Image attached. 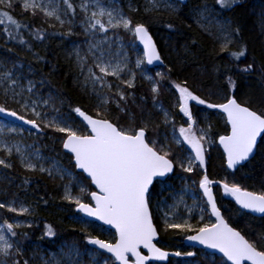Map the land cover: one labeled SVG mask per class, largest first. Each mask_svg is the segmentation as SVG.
I'll return each instance as SVG.
<instances>
[{
  "label": "trees",
  "instance_id": "obj_1",
  "mask_svg": "<svg viewBox=\"0 0 264 264\" xmlns=\"http://www.w3.org/2000/svg\"><path fill=\"white\" fill-rule=\"evenodd\" d=\"M118 1L122 3V0ZM131 1L134 10L125 8L126 16L133 24L143 23L153 36L157 47L162 45L165 50V60L162 58L166 62L165 66L163 65L165 79H161L163 91L156 98L172 112L174 123H177L179 118L177 113L171 110L170 102L177 93L173 87L174 83L186 82L185 86L207 103L219 104L228 98H235L237 102L258 114L264 113V27L261 24L264 23V0H239L231 8H221L215 0H187L184 5L180 4V9L174 13L165 10L146 11L143 0ZM20 5L16 2L11 9L0 6V12H8L22 25L16 29L7 19L0 24V61L6 65L7 70H11L22 80H31L38 89L52 92L57 98V108L60 112L76 118L73 108L80 107L96 117L97 108L94 106V96L88 89L89 82L84 81V72L70 48L82 37L76 9L69 14L71 21L61 26L53 18L45 17L42 12L32 15L30 11L22 10ZM205 6L212 9L220 21L230 25L233 42L228 45L227 50L222 51L221 44L215 37L209 36L195 23L192 10ZM168 24L173 27H167ZM5 27L17 38L10 39ZM236 29H239L238 35L235 34ZM37 32L42 39L37 38ZM69 32L71 34H68ZM241 50H244L245 54L239 59L229 54ZM92 65L87 64L88 67ZM249 65H252L251 70L243 71ZM126 89L133 93L135 104L131 101L126 105L122 104L125 112L109 105V119L126 127L129 118H132L133 127L142 126V114L148 112L160 121L151 106L153 93L141 78L136 77L134 87ZM0 105L10 110L14 108L7 95L0 97ZM205 110V122L200 118L195 120L197 125L203 122L202 125L207 126L214 147L207 152L209 155L205 172L198 171L199 179L206 174L212 181L236 184L241 189L257 194L264 193V139L261 138L255 155L249 161L235 170H229L215 144L219 136L227 133L228 127L220 113L207 106ZM18 114L23 115L19 112ZM159 127L161 131L163 127ZM81 128L82 131L85 130ZM50 136L63 137L50 128L43 129L42 135L37 136L36 140L48 153L50 148L62 153L61 160L66 159L73 166L72 157L64 153L62 144L54 143ZM2 158L9 160L12 167L0 166V192L27 207L29 212L17 215L0 209V220L3 222L5 219L26 218L30 221V224L23 228H14L17 235L13 237L20 241L23 248L26 250L29 244H35L38 251H45L54 249L64 240L74 241L81 247H86L87 237L90 235L82 234L80 227L72 219L77 213L76 204L63 199L61 193L64 182L38 170L24 169L12 155H2ZM73 169L75 170L74 166ZM174 175L191 177L188 172L178 167L173 175H169L168 180H172ZM198 181L197 179L196 182ZM89 187L91 188L90 183ZM216 193L228 224L250 241L264 235V216H253L240 210L221 187L217 188ZM46 225L51 226L54 236L45 235ZM164 230L167 235L161 239L162 245L167 248L178 246L182 248V253H186L181 240L188 232L166 229L165 226ZM92 233L91 236L106 238L98 231ZM24 255L28 256L27 252Z\"/></svg>",
  "mask_w": 264,
  "mask_h": 264
},
{
  "label": "snow or ice",
  "instance_id": "obj_2",
  "mask_svg": "<svg viewBox=\"0 0 264 264\" xmlns=\"http://www.w3.org/2000/svg\"><path fill=\"white\" fill-rule=\"evenodd\" d=\"M183 3V0H180ZM239 0H215V3L221 8H231L238 3ZM66 6L65 15L67 12H74V6L71 0H63ZM0 6L6 8L14 7V0H0ZM21 8L24 11H30L32 15L37 12H42L47 18H54L61 26L65 24V20L58 14L56 7H50L43 0H22ZM97 10L92 11L88 15L89 4L82 2L80 5L81 11L85 13L87 27L89 29L100 32H107L111 29L123 28L126 32L131 33L136 40L143 45V58H137L136 67L140 68L146 60L147 65H152L154 61L163 63L157 51L156 45L149 34L148 28L143 23L133 24V21L125 17L119 12L107 10L99 6L98 0L96 3ZM172 12L177 11L172 5H167ZM156 8L153 0L152 7L146 11H152ZM209 9L205 6L200 10V15L203 16ZM107 17L106 22L102 19ZM7 19L16 29L22 25L15 20L8 12H0V24ZM54 26V25H52ZM167 27L172 28L173 25L168 24ZM219 30L223 35L221 50H227L228 45L233 42L230 31V25L227 22H220ZM5 32L10 39L17 37L5 27ZM68 34H71L69 32ZM235 34H239V29L235 30ZM38 39L43 37L39 32L35 34ZM22 42V41H21ZM93 48H99V45H90L89 52ZM230 56L239 59L245 54L244 50L239 52L229 53ZM78 58L79 53H77ZM82 71H83V58ZM127 57H125V61ZM127 68V63H113L106 58L104 51H100L98 55L93 57V65L87 68L88 75L85 77L92 84L93 91L96 93L100 104L97 105V116L87 114L80 107L73 108V111L78 117L82 118V122L86 124L87 131L80 132L66 120L58 117L48 119L42 116L37 110V102L23 98L24 89L16 90L18 86V78H13L11 70H6L0 73V82H3L5 95L9 90L12 92V100L20 104L23 110H30L35 119H25L23 115H19L15 110H10L3 105H0V114L12 117L17 121H22L26 125H30L33 129L39 130L40 125L37 121H41L45 127H51L54 131L63 133L62 146L74 158V166L81 169L87 177L91 178V184L95 185L98 191H89L87 187L80 183V196H73L71 190L66 187L64 199L70 203L77 205V210L84 213L88 217L102 221L106 225H110L115 229V236L112 241L98 239L92 236L87 237L88 244L95 245L99 249L110 253L111 256L103 261V264H150L151 261L165 260L168 253L157 247L153 241L157 238L158 230L153 221V215L150 211V191L157 184L163 185L173 173L175 167H179L184 172L193 171V161H198L201 167L204 166L205 143L208 130L200 129V135L197 136L194 126L196 121L189 109V101H195L198 105H205L208 108H218L226 114L227 123L231 126L230 134L219 137V143L223 147L224 154L227 159V167L234 168L241 161L248 160L253 154L254 149L258 147L257 138L264 139V113H257L250 110L249 107L238 103L235 98H228L226 103L212 104L207 103L204 99L195 95L189 90L185 84H173V87L179 93L177 107L179 111L187 117V127L181 126L178 129L179 136L175 135V125L173 124L172 142L175 144H187L194 153V157L189 155L187 159L180 156H172V150L167 143L159 145L156 140L149 139L146 135L147 126L133 127V121L129 120L128 126H123L120 123H114L109 117L107 105L109 97L103 94V90H112V84L108 81V77H115L121 83H125L128 88L134 87L135 74H132L131 79L122 80L121 73ZM252 68L249 65L243 71L248 72ZM95 69V70H94ZM160 79H165V74L156 73ZM145 78L152 82L151 91L155 96L159 94V84L152 80V77L145 75ZM229 83L233 82L229 79ZM27 91L32 92V87H28ZM116 95L120 101H127L125 93L117 86ZM20 97V99H17ZM47 104V101L44 102ZM116 107L125 112V109L116 102ZM164 113L165 123L169 122V113L161 109ZM130 116V114H129ZM119 118L117 117V120ZM7 128L9 133L17 132L15 125L5 122L0 125V152L6 157L13 154V149L20 156L22 165L29 171H36L37 165L28 157L23 155L19 145H9L4 140V130ZM171 157V158H170ZM36 158L39 159L38 154ZM0 166L11 168L12 164L5 158H0ZM55 171L61 176L65 173V169L56 168ZM40 172H48L53 174V169H46L42 165L39 167ZM214 183L205 174L199 182V187L203 190V195L207 198V206L211 209V215L215 217V222L209 221L204 223L198 229H194L188 221L182 223L170 222L165 219L166 229H179L181 231H195V235L186 237L189 241H196L206 248L216 249L227 258L230 264H264V235H260L255 241L246 239L239 231L235 230L222 217L217 208L210 185ZM223 189L226 194L235 198L237 204L244 209H249L253 212L264 213V193L257 194L242 190L238 185L228 183L223 184ZM90 196V203L82 202V196ZM12 203H0V209H6L9 213L23 215L29 212V209L24 206L19 208L13 206ZM204 212V209H201ZM167 215V214H166ZM201 215V220H203ZM19 223H9L4 220L0 223V264H21L20 260L16 259L13 254L15 247V255L21 254L19 245L10 242L8 236H16L14 228H19ZM45 235L51 237L55 233L51 226L46 225ZM258 244L260 247H258ZM147 250L145 254L143 250ZM175 256H180V252L173 253ZM187 256H193V252L185 253ZM23 264H28L27 260Z\"/></svg>",
  "mask_w": 264,
  "mask_h": 264
},
{
  "label": "rangeland",
  "instance_id": "obj_3",
  "mask_svg": "<svg viewBox=\"0 0 264 264\" xmlns=\"http://www.w3.org/2000/svg\"><path fill=\"white\" fill-rule=\"evenodd\" d=\"M16 2L21 4L22 0H14V3ZM43 2L49 4L50 7H56L58 10V14L61 16L62 19L65 20V24L71 21V19L69 18V14L71 13V11L67 12V15H65L66 6L63 4V0H43ZM82 2H87L89 4L88 15H91L92 11L97 10L96 7L97 0H71L74 9H76L77 17L79 18L78 27L80 28L82 37L79 42H75L74 44L71 45L70 48L71 51L77 57V61L79 63L81 70H82V61L80 58H83L84 81L87 82V80L85 79V77L88 75L87 64L88 63L93 64L94 55H98L100 51H104L106 58L110 59L113 63H117V62L127 63V68H125L124 72L121 73L122 80L131 79L132 74L134 73L135 74L134 85L136 83V77H139L149 86L151 91L152 82L145 78V75H149L152 77V80L157 81L159 84V94H158L159 96L163 91L161 88L163 82L160 79V77L157 76L156 73L161 72L165 74L164 67L161 66L150 69L144 63L140 68H137L136 60L137 58H143V52L136 44L135 37L131 33L126 32L123 28H119V29L110 28L106 33L100 32L98 29L96 30L89 29L86 32L85 28L87 27V21L85 19V13L82 12L80 8ZM143 2L146 9L152 7L153 0H143ZM154 2L156 4V8L154 10H165L168 12H172V10L167 7V5L169 4L172 5L174 8H176L177 11L180 9V3L175 0H154ZM98 3L100 7H103L107 10H112L114 12H119L125 17H127L124 11L125 8L129 10H134L133 1L131 0H122V3L119 2L118 0H98ZM203 8L204 7L192 10L195 23H197V25L202 30H204L209 36L215 37V39L221 44L223 35L226 34V33H221L219 30V24L220 22L223 21H220L221 19L218 16H216V14L212 11V9L208 7L207 8L209 9V11L205 13L203 16H201L200 10ZM102 19L106 22L107 17H103ZM261 24L264 27V23ZM90 45H99V48H93L92 52L90 53L89 52ZM158 50L162 58L165 60L166 54L163 46L162 45L158 46ZM77 53H79L80 58H78ZM125 57H127L126 61H125ZM165 63L166 62L164 61V66ZM6 70H7L6 65L2 61H0V73ZM12 74H13V78H18V86L16 90L19 91L21 88L24 89L23 98L28 99L29 102L33 100L36 101L37 110L41 112L42 116L46 115L48 119H52L53 117H58L60 119L68 121L69 123L72 124L74 128H76L82 133H85L87 131V129L77 120V118L71 117L69 114L62 113L58 110L57 98L52 92L42 91L35 86L33 81L27 79L22 80L21 78L17 77L15 73ZM107 79L112 84V90L110 92L107 89L103 90V94L109 97V102L107 105L108 110H110L109 105L116 107V102H119L120 106H122V104L126 105L130 101L132 102V104H135L134 95L132 92L127 91L126 89L127 85L125 83H121L115 77H108ZM5 86L6 85H4L3 82H0V97L5 95L4 92ZM30 86L32 87L31 93L27 91L28 87ZM117 86L125 93L127 97L126 103L125 101H120L119 96L116 95ZM88 89L94 96V100H95L94 106L97 108V105L100 104V100L98 99L96 93L93 91V87L90 82L88 85ZM156 96H155V100L154 97H152L151 106L154 112L156 113L155 115L159 117L160 121L153 118V116H151L148 112L142 114L141 117L142 126H147V131H148V133H146L147 137L149 139L156 140L158 142V146L167 143V145L171 148L174 156H180L185 160L189 155L194 157L195 154L191 152V149L188 147L187 144L182 143L177 145L174 142H172V136L174 134L173 124L175 125L176 128L175 131L176 136H179V132H178L179 127L188 126L186 123L187 117H185L177 107L179 93L177 92L173 101L170 102L171 110H174L177 113V117H179L177 123H174L172 112L169 111L165 106H163L160 101H157ZM7 98L9 100V103L10 104L12 103L14 107L11 110H15L17 113L19 112L24 116H27L25 117L26 119H35V117L32 116L30 110H23L20 104H17L12 100L11 90H9L7 94ZM17 99H20V97H17ZM45 101H47V104L44 103ZM188 104L194 120L196 118L197 119L200 118L202 119V121L205 122V119L207 117V111L205 110L206 106L198 105L195 101H189ZM161 109L166 110L169 113L168 123H165L164 113ZM4 116L5 115L0 114V125L4 124L5 122H8L11 123L12 125H15L18 131L9 133L7 131V128H5L2 138L6 140L9 145H19L20 148L22 149L23 155L28 157L30 160H32L33 163L37 165L38 171L41 165L46 169H53L52 175H49L48 172H42V173L46 174L49 177H56L64 182L61 193L63 199H64L66 187L71 190L73 196H80L81 194L79 192V186L81 182L85 187H87L89 191H92V189L89 187V181L81 173H78L76 170L73 169L74 165L72 166L71 163H69L68 160L66 159L61 160L62 153H58L53 148H50V151L48 153V151L45 150L46 148H44L39 142H37L36 138L37 136L42 135L43 129H50L51 127H45L44 124L38 120L37 123L40 125L39 132L30 131L29 129H25L10 122L9 120L5 119ZM129 119L132 120V118ZM202 123L203 122H201L198 125L195 124L194 126V130L196 131L197 136L200 135V131H199L200 129H205V130L208 129L207 126L202 125ZM159 126L163 127L161 131L159 129L160 128ZM81 127L85 128V130L82 131ZM60 134L63 137L50 136V138H52V141L54 143L59 142L60 144H62V139L64 138V134L63 133ZM206 140L210 142L204 144L205 147L204 162H205V157L206 156L208 157L209 155L207 154V151H210L211 147H214V141L209 134L206 137ZM37 154L39 156V159L36 158ZM56 154H58V156H56ZM2 155L5 154L0 152V158H2ZM12 156L16 158V161L21 167L26 169L22 165L20 156L15 152V149H13ZM193 164H194L193 171L190 173L188 172L191 177L185 175H179V176L174 175L172 177L173 181L165 182L163 185L158 183L157 191H155L153 194L150 195L151 211L153 212L154 216H156V218H158V220H160L164 226H165V219H167L170 222H176V223H182L183 221L186 220L188 221L189 224L193 226L194 229H198L204 223H208L209 221L212 222V219L208 214L207 206L204 200L202 199V197L200 196L198 184L196 182L197 179L199 180L198 183L201 180L196 177L198 176L197 173L200 170L201 166L199 165V162L195 160L193 161ZM54 165L56 168L65 169L66 170L65 173L62 176L60 174H57ZM176 167L180 168L179 165H177ZM12 202H14L13 206L17 208H19L22 205L21 203L16 202L15 200L4 196L3 192H0V203H12ZM82 202L90 203L89 196L87 195L82 196ZM201 209H204L203 213L201 212ZM201 215H203L204 217L203 220H201ZM72 219L78 224V226L80 227L79 231L82 234L91 236L93 234L92 231H98L99 233L106 236L107 239L105 238L104 240L111 241L113 234L111 230L105 229L104 227L96 223L85 220L80 216L79 213L73 215ZM8 222L14 224L19 223L21 225V227L19 228H23L28 224H30L29 223L30 221L26 218L25 219L12 218L9 219ZM0 223H2L1 220ZM185 230L188 231L187 229ZM92 237H98V236L95 235ZM8 239L10 240V242L14 244V246L19 245V247L21 248V254L18 256L15 255V247L13 249V254L15 258L20 260L21 264H23L24 260H27L28 264H103V261L109 257L103 253L96 251L93 248H90L88 246L87 241H86V247H81L79 244H77L74 241L64 240L59 242L54 249L38 251L35 244H29V248L27 247L25 250L17 238H14L13 236L9 235ZM186 250L188 252H193L189 248H186ZM25 251L27 252L28 256L24 255L26 253ZM193 253L195 255V252ZM197 255L199 257L206 256L204 255V253H199ZM181 256L182 257L180 260H174L172 261V263L173 264H226L221 257L219 256L218 258L212 257L213 256L212 254H209L207 256L208 258L206 259L203 258L204 260L202 261V263H200V261L192 260V256H187L185 254H182Z\"/></svg>",
  "mask_w": 264,
  "mask_h": 264
},
{
  "label": "water",
  "instance_id": "obj_4",
  "mask_svg": "<svg viewBox=\"0 0 264 264\" xmlns=\"http://www.w3.org/2000/svg\"><path fill=\"white\" fill-rule=\"evenodd\" d=\"M175 1L179 2L181 5H184V4L187 2V0H183V3H181L180 0H175ZM149 34H150V32H149ZM150 35H151V34H150ZM151 36H152V35H151ZM152 39H153V41H154V43H155V40H154L153 36H152ZM135 41H136V44L138 45V47H139V48L142 50V52H143V45H141V44L139 43V41L136 40V38H135ZM155 45H156V43H155ZM156 48H157V51H158V53H159V55H160V57H161V54H160V52H159V50H158L157 45H156ZM161 60L163 61L162 57H161ZM145 64H146V66H147L148 68H156V67H161V66H163V65H164V62H163V63H160L159 61H154L152 65H147L146 60H145ZM226 102H227V100H225V101L222 102V103H226ZM238 103H239V102H238ZM242 105H243V104H242ZM243 106H245V105H243ZM214 110L217 111L218 113H220V114L224 117L225 123H226V125L228 126V133L225 134V135L230 134L231 126L227 123L226 114H224L223 112H221L218 108H214ZM250 110H252V109H250ZM83 111H84V110H83ZM86 113H87V112H86ZM87 114H89V113H87ZM89 115H90V114H89ZM75 116H76L77 120H78V121H79V122H80V123L86 128V129H87L86 124L82 122V118L78 117L76 113H75ZM93 117H94V116H93ZM4 118L7 119V120H9L10 122H12V123H14V124L20 126V127H23V128H25V129H29L30 131L39 132V130H37V129H33L30 125H26V124H24L22 121H17V120H15L14 118H12V117H8V116H6V115L4 116ZM94 118H95V117H94ZM25 119H26V118H25ZM260 140H261V137H258V138H257L258 144H259ZM218 146H219V148H220V150H221V152H222V154H223V156H224V160H225V163H226V165H227L226 155L224 154L223 147H222V146L220 145V143H219V139H218ZM62 150H63L64 153H67L68 155H70V156L72 157V154H71V153H68L67 150H65V149L63 148V146H62ZM256 150H257V148L254 149L253 154H251V155L249 156L248 160H246V161H241L239 164H237V165H236L234 168H232V169H229L228 167H227V168H228L229 170H235V168H237L238 166L243 165L245 162L249 161V160L255 155ZM72 163H73V165H74V158H73V157H72ZM74 167H75V166H74ZM75 170H76L78 173H81V174H82V175H83V176L89 181L90 186H91V188H92V191H98V190L95 188V185L91 184V178H90V177H87V174H86V173H83V171H82L81 169H77V168H75ZM171 174H173V173H171ZM171 174H169V175H171ZM213 182H214V183H212V184L210 185L211 190H212V193H213V187H214V186H216V185H222V186H223V184H221V182H218V181H213ZM246 191H250V190H246ZM200 192H201V194H202V196H203V198H204V200H205V202H206L207 198L203 195V190H202L201 188H200ZM250 192H252V191H250ZM213 196H214V193H213ZM214 199H215V196H214ZM233 199H234L235 204L237 205V207H238L240 210H242V211H244V212H246V213H248V214H251V215H253V216H257V217L264 216V213H257V212H253V211H251V210H249V209H244V208H242L239 204L236 203L234 197H233ZM89 200H90V204H91V205H94V202L91 201L90 196H89ZM215 201H216V200H215ZM206 204H207V203H206ZM216 204H217V203H216ZM207 207H208V206H207ZM217 208L219 209L218 206H217ZM75 211H76L77 213H79L80 216H81L82 218H84L85 220L91 221V222H93V223H96V224H98V225L104 227L105 229L111 230V231L114 233V235H115V229H114V228H112L110 225H106V224H104L102 221H99V220L95 219L94 217H88V216H86L84 213H82V212H80V211L77 210V205H76V207H75ZM208 211H209V214H210L211 218H212L213 221L215 222V217L211 215V209H210L209 207H208ZM219 211H220V209H219ZM220 213H221V211H220ZM221 215H222V213H221ZM222 217H223V215H222ZM223 218H224V217H223ZM224 220H225V219H224ZM225 221H226V220H225ZM226 222H227V221H226ZM229 226H231V225L229 224ZM231 227H232V226H231ZM233 228H234V227H233ZM234 229H235V228H234ZM235 230H237V229H235ZM237 231H238V230H237ZM195 234H196V232L193 233V234H191V235H195ZM188 236H189V235H188ZM186 237H187V236H186ZM186 237L183 239V243H184V245L189 246V247L199 248V249L203 250L204 252H207V253H211V254L217 255V256L221 257V258H222L227 264H230V262L227 261V258L224 257L223 254L220 253L218 250H216V249L206 248L204 245H201V244H199V243L196 242V241H189V240H187ZM95 238H98V237H95ZM98 239H101V238H98ZM102 240H104V239H102ZM157 240H158V235H157V238L153 241V243L155 244V243L157 242ZM88 246H89L90 248L95 249L96 251H98V252H100V253H103V254L109 256V257L111 256L110 253H107V252H105L104 250L99 249V248H98L97 246H95V245L88 244ZM156 246H157V245H156ZM157 247H158V246H157ZM161 250L167 252V253L169 254L168 257H167L165 260H158V261H151V262L165 263V262L168 261L169 258L175 256V255H173V253H175V252H169V251H166V250H163V249H161ZM143 252L146 254V253H147V250L145 249V250H143ZM246 264H247V262H246Z\"/></svg>",
  "mask_w": 264,
  "mask_h": 264
},
{
  "label": "flooded vegetation",
  "instance_id": "obj_5",
  "mask_svg": "<svg viewBox=\"0 0 264 264\" xmlns=\"http://www.w3.org/2000/svg\"><path fill=\"white\" fill-rule=\"evenodd\" d=\"M228 127V126H227ZM227 133H228V131H227ZM226 133V134H227ZM222 135H225V134H222ZM221 135V136H222ZM220 137V136H219ZM219 137H218V139H219ZM218 139H217V142H218ZM216 142V146L219 148V146H218V143ZM219 150H220V148H219ZM207 152H209V151H207ZM220 152H221V150H220ZM222 153V152H221ZM206 156V155H205ZM222 156H223V154H222ZM207 157V156H206ZM205 157V162H204V166L203 167H200V172L202 173H204L205 172V170H206V164H207V158ZM223 158H224V156H223ZM227 166V165H226ZM239 167V166H238ZM236 169V168H235ZM175 171V170H174ZM174 173V172H173ZM171 175H173V174H171ZM197 175H198V173H197ZM173 177V176H172ZM197 178H199L198 176H196ZM203 178V176L200 178V179H202ZM173 179V178H172ZM168 181H172V180H166V182H168ZM218 182H221V181H218ZM197 184H198V189H199V193H200V196L202 197V199L204 200V198H203V196H202V194H201V192H200V187H199V183L197 182ZM221 184H224L223 182H221ZM158 186V183L156 184V191H157V187ZM231 186V185H230ZM215 187V188H214ZM213 187V193H214V196H215V200H216V203H217V206L219 207V209H220V205H219V202H218V199H217V188L218 187H221L222 189H223V186L222 185H216V186H214ZM242 190H244V189H242ZM154 193V191H153V188L151 189V191H150V195L151 194H153ZM230 197L232 198V200L234 201V199H233V197L230 195ZM204 202H205V200H204ZM235 203V202H234ZM205 204H206V202H205ZM236 205V204H235ZM149 206H150V201H149ZM206 206H207V204H206ZM237 206V205H236ZM207 209H208V207H207ZM150 211H151V206H150ZM220 211H221V209H220ZM151 213H152V215H153V221H154V224L156 225V227H157V230H158V240H157V242L155 243L159 248H161V249H163V250H166V251H169V252H180L181 253V255L182 254H185V253H182V248L181 247H178V246H173V247H171V248H167V247H164L163 245H162V243L163 242H161V239L163 238V236H166L167 235V232H165V230H164V225L161 223V221L160 220H158V218H156V216H154V214H153V212L151 211ZM221 213H222V211H221ZM208 214H209V211H208ZM210 215V214H209ZM222 215H223V213H222ZM223 217H224V215H223ZM210 218H211V216H210ZM212 219V218H211ZM224 219H225V217H224ZM226 220V219H225ZM212 222H214L213 221V219H212ZM228 223V222H227ZM188 233H186V235L183 237V239L186 237V236H188V235H191V234H193V233H195V231H187ZM113 233V232H112ZM114 233H113V238H114ZM183 239L181 240V244H182V246L186 249V248H189L190 250H192L193 252H195V255L194 256H192V260H195V261H200V263H202V261L204 260L203 258H208L207 256L209 255V254H211V253H207V252H204L203 250H201V249H199V248H195V247H189V246H186V245H184V243H183ZM113 239H111V241H112ZM178 249H179V251H178ZM186 252H188L187 250H186ZM199 253H204V255H206L205 257H199L197 254H199ZM173 256V257H171V258H169L168 259V261L167 262H165V263H156V262H150V264H173L172 263V261H174V260H180L181 259V257L182 256ZM213 256L212 257H218L217 255H214V254H212ZM199 259V260H198ZM221 261H222V259H221ZM226 263V262H225ZM227 264V263H226Z\"/></svg>",
  "mask_w": 264,
  "mask_h": 264
},
{
  "label": "bare ground",
  "instance_id": "obj_6",
  "mask_svg": "<svg viewBox=\"0 0 264 264\" xmlns=\"http://www.w3.org/2000/svg\"><path fill=\"white\" fill-rule=\"evenodd\" d=\"M218 143V142H217ZM219 149V148H218ZM215 188V187H214ZM210 216V215H209Z\"/></svg>",
  "mask_w": 264,
  "mask_h": 264
}]
</instances>
